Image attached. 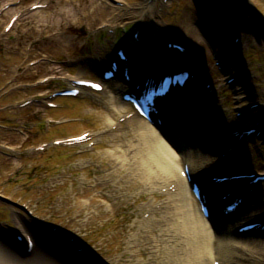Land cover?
<instances>
[{
  "label": "rangeland",
  "instance_id": "1",
  "mask_svg": "<svg viewBox=\"0 0 264 264\" xmlns=\"http://www.w3.org/2000/svg\"><path fill=\"white\" fill-rule=\"evenodd\" d=\"M36 1L40 0H26L25 5ZM144 1L103 0V9L93 11L94 5L89 6L85 11H77L76 17H69L68 20L65 19L68 15L60 13L57 0H48L50 7L47 5L44 9L56 14L55 20H59L54 26L52 22L46 24L47 21H38L42 12L29 17L37 9L29 12L28 17L15 28L16 31L23 30V34L30 37L32 56L36 53L44 59L40 64L29 67L24 59L26 70L20 69V76H28L31 83L41 81V84L25 85L15 94L11 99L14 102L13 127H0L1 243L11 246L10 239L19 229L16 212L25 215L26 221L35 226V220L20 206L23 203L39 217L59 226L62 237L67 234L77 236L78 243L84 246L91 261L127 264L132 259L129 241L134 232L140 231L135 226L136 219L147 217V204L157 203L166 195L160 190L143 192L136 176L131 178L130 167L122 166L108 152L113 143H122L126 138L123 132L127 125L122 115L131 107L120 97V90L125 84L116 78L107 83L105 91L99 93L84 89L76 98L49 97L51 93L72 85L70 78L62 71L81 78L100 79L102 63L112 51L114 42L124 39V29L131 34L133 27L141 26L148 31L154 30L157 23L163 26L155 33L160 31L165 37L181 40L187 45L185 55L189 57V62L199 63L200 69H210L214 82L220 87L218 98L221 110L232 117L233 128L250 123L253 119L264 120V26L261 24L264 23V0H215L218 6L222 4L225 8L220 14L219 23L222 25L215 32L209 28L210 25L207 26L204 10H201L204 20L200 22L198 19L202 5L200 0H147L148 6L154 3L152 9L144 7ZM22 5L21 0L16 8ZM61 26L65 28L58 36L56 33L62 32ZM237 34L239 40L236 42ZM218 43L222 44L224 50L230 51L235 73H231L232 66L226 57H221ZM22 56L23 52L6 67L0 66V84ZM180 57L181 54L177 55L176 52L161 54L155 45L148 44L143 59L172 66L176 62L183 63ZM52 75H58L51 82L52 89L39 90L49 82H42V79ZM231 77L233 81L227 82V78ZM241 89L246 90L244 95L239 94ZM110 91L115 95L118 107L122 108L120 111L108 108L106 100ZM28 98L37 100L22 107L17 106V102H24ZM48 101H57L62 105L50 107ZM239 111L242 114L236 117ZM108 113L120 124L117 128L115 125L113 131L106 126ZM50 116L53 118L51 122ZM62 118L66 121L63 122ZM84 131L91 133L88 136L91 137L90 143L95 142L89 147L85 144H53L55 137L77 135ZM111 132L118 135L113 137ZM263 136L260 134L249 138L246 141L250 146L249 151L224 160L221 162L223 168L264 170ZM44 141L49 145L43 152L39 146ZM36 227L46 229L40 223ZM139 234L141 242L135 257L146 258L148 243L143 235L147 233L143 231ZM63 248L71 251L72 264L91 263L77 260L69 244H63ZM80 256L84 257L82 254ZM0 264L18 263L7 254H0Z\"/></svg>",
  "mask_w": 264,
  "mask_h": 264
},
{
  "label": "bare ground",
  "instance_id": "2",
  "mask_svg": "<svg viewBox=\"0 0 264 264\" xmlns=\"http://www.w3.org/2000/svg\"><path fill=\"white\" fill-rule=\"evenodd\" d=\"M57 2L60 13L68 15L65 19L76 17L77 11H85L89 6L94 5L93 11L103 9V0H57ZM146 2L147 0L142 2L144 7L148 6ZM200 2L201 10H204L207 15L205 18L208 19L207 26L210 25L209 28L215 32L219 25H222L219 23L220 14L225 11V8L222 4L218 6L215 0L208 2L200 0ZM153 5L154 3L150 4L148 8L152 9ZM39 13H41L38 17L39 22L47 21L46 24L52 22L54 26L59 21L58 18L55 20L56 14H50L48 9L43 8L30 16ZM188 27L186 25L185 28L188 29ZM63 28L65 27L61 26V33L64 31ZM220 43H218L219 53L230 62L233 74L236 71L233 65L234 59L229 55L230 51L224 50ZM69 77L80 79L79 76ZM103 91H105L104 88ZM245 92L246 90L241 89L239 94L244 95ZM216 99L215 94L206 93V100H211L210 102L214 105H216ZM116 101L115 95L110 91L106 104L108 108L120 111L122 108L118 107ZM210 108L212 107L208 104V107L204 109L202 114L204 120L192 118V121L188 123L191 138L187 141H191L192 145H188L187 142L186 146L177 145L176 141H174L175 144L171 143L157 126L137 113L129 115L130 111H128L122 115L127 125L126 131L123 132L126 138L121 140L122 143H113L108 152L115 156L122 166L130 167L131 178L133 175L136 176L143 192L154 193L160 190L166 195L157 203L147 204L145 210L148 212L147 217L136 219L135 226L140 231L134 232L129 241V250L133 257L127 264H214L215 261L219 264H264V236H250L249 233L236 234L233 231L242 221L264 218V194L250 201L249 204H253L254 207L248 212H244L247 205L243 206L237 214L230 216L227 221L224 220L223 226L216 230L211 226L210 220L203 216L199 201L188 186L187 176L183 175L185 165L188 164L193 177L202 178V172L199 170L209 167L210 163H215L219 152L226 149L225 144L234 145L236 151L240 150V145L233 142L236 138L227 132V126L221 127V120L225 118L219 116V111L215 113ZM106 118V126L111 130L117 123L110 113ZM254 122L252 121L251 125ZM218 124L220 130H218ZM111 135L116 137L118 134L111 132ZM205 174H207L206 171ZM260 183L264 184V181ZM216 214L217 207L213 217L215 220ZM15 216L18 228L27 237L29 231L23 224V217L19 213ZM33 224L37 225V222L34 221ZM143 231L147 233L143 237L146 236L147 239L148 255L146 258H137L135 253L141 242L139 233ZM153 231L155 233H152ZM36 240L39 241L38 238ZM40 240L41 246L34 248L27 256L20 255L12 245L0 242V254L9 255L11 260L18 264H64L62 259L50 254L51 243L44 237Z\"/></svg>",
  "mask_w": 264,
  "mask_h": 264
},
{
  "label": "flooded vegetation",
  "instance_id": "3",
  "mask_svg": "<svg viewBox=\"0 0 264 264\" xmlns=\"http://www.w3.org/2000/svg\"><path fill=\"white\" fill-rule=\"evenodd\" d=\"M25 3L26 0H22V7ZM13 5V0H0V66L6 67L8 63L19 57V53L23 52V56L16 62L14 70L0 84V121L5 122L10 119L11 99L17 92L24 89L23 86L28 85L30 79L28 76H20L19 74L20 69L26 70L24 59H26L27 64L30 58L29 36L24 35L22 30H18L15 34L4 31V25L13 12ZM36 56L34 53V57ZM14 85H17L16 93L14 92ZM3 125L0 124L1 127Z\"/></svg>",
  "mask_w": 264,
  "mask_h": 264
},
{
  "label": "water",
  "instance_id": "4",
  "mask_svg": "<svg viewBox=\"0 0 264 264\" xmlns=\"http://www.w3.org/2000/svg\"><path fill=\"white\" fill-rule=\"evenodd\" d=\"M12 243L15 245V246H19V242L17 241V240H15V239H12ZM75 248H76V254L77 255H84V257H83V259L84 260H86L87 262H91L90 264H97V262L96 261H91V256L90 255H88V254H86L85 252H82L81 251V248L80 247H77L76 245H75Z\"/></svg>",
  "mask_w": 264,
  "mask_h": 264
},
{
  "label": "snow or ice",
  "instance_id": "5",
  "mask_svg": "<svg viewBox=\"0 0 264 264\" xmlns=\"http://www.w3.org/2000/svg\"><path fill=\"white\" fill-rule=\"evenodd\" d=\"M96 87H99V85H97Z\"/></svg>",
  "mask_w": 264,
  "mask_h": 264
}]
</instances>
